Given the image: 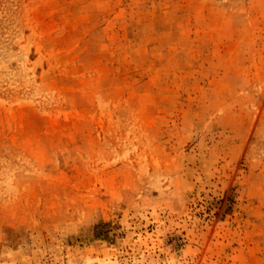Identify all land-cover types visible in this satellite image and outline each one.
I'll return each mask as SVG.
<instances>
[{"label":"rangeland","instance_id":"374dc122","mask_svg":"<svg viewBox=\"0 0 264 264\" xmlns=\"http://www.w3.org/2000/svg\"><path fill=\"white\" fill-rule=\"evenodd\" d=\"M0 264H264V0H0Z\"/></svg>","mask_w":264,"mask_h":264}]
</instances>
